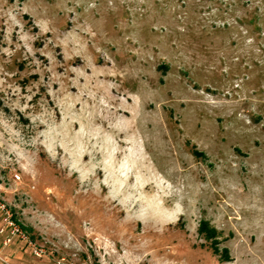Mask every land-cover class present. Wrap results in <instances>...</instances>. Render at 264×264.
I'll return each instance as SVG.
<instances>
[{
	"label": "rangeland",
	"instance_id": "1",
	"mask_svg": "<svg viewBox=\"0 0 264 264\" xmlns=\"http://www.w3.org/2000/svg\"><path fill=\"white\" fill-rule=\"evenodd\" d=\"M0 203V264H264V0H0Z\"/></svg>",
	"mask_w": 264,
	"mask_h": 264
},
{
	"label": "built area",
	"instance_id": "2",
	"mask_svg": "<svg viewBox=\"0 0 264 264\" xmlns=\"http://www.w3.org/2000/svg\"><path fill=\"white\" fill-rule=\"evenodd\" d=\"M0 213H2L4 223L6 225V228L10 229L8 233V240L5 242V245L10 242L11 237L15 236H21V233L17 226L12 222V217L9 213V211L6 209L5 205L0 203ZM4 230H0V234H3ZM23 239H26V237H21Z\"/></svg>",
	"mask_w": 264,
	"mask_h": 264
}]
</instances>
